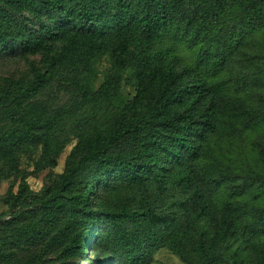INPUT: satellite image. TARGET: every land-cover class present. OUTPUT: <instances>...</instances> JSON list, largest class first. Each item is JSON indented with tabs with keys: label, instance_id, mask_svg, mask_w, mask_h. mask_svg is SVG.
Listing matches in <instances>:
<instances>
[{
	"label": "trees",
	"instance_id": "1",
	"mask_svg": "<svg viewBox=\"0 0 264 264\" xmlns=\"http://www.w3.org/2000/svg\"><path fill=\"white\" fill-rule=\"evenodd\" d=\"M25 13L40 21L38 31L16 18ZM263 26L262 0H0V56L16 48L42 56L29 77L0 87V118L8 117L0 183L16 174L11 153L39 146V167H53L77 140L41 196L20 203L29 193L20 183L15 219L19 206L40 212L0 227V264H67L88 253L93 234L117 238L126 224L132 235L113 245L124 264H153L162 249L185 264H264V201L243 198L249 186L262 191L260 175L236 184L243 175L222 146L262 120L234 91L255 85L244 57ZM182 49L192 62L181 63ZM101 60L110 69L95 88ZM60 77L78 98L50 111L36 99ZM125 85L134 90L131 108L109 121ZM127 187L160 191L154 204L97 201L101 189ZM97 241L103 246L105 235Z\"/></svg>",
	"mask_w": 264,
	"mask_h": 264
},
{
	"label": "rangeland",
	"instance_id": "2",
	"mask_svg": "<svg viewBox=\"0 0 264 264\" xmlns=\"http://www.w3.org/2000/svg\"><path fill=\"white\" fill-rule=\"evenodd\" d=\"M264 3V0H262ZM16 18L26 27L33 31H38L40 21L30 13L18 15ZM181 63L192 62L194 54L186 49L180 50ZM245 60H249V69L245 70L246 75L251 78L255 77V85L249 87L247 91H234V94L241 96L252 104L262 116L261 122L248 130L241 139H226L222 142L223 150L233 158L235 166L238 167V173H241L242 178L236 184L242 182H249V177L255 178L256 174L260 175V179L256 184L264 187V26L256 30L251 42L248 43L247 55ZM42 56L31 55L24 52L21 48H16L6 52L0 56V87L3 85L5 79H19L21 77H29L31 75V68L33 65L37 67L42 66ZM244 65L246 66V63ZM251 62V63H250ZM99 78L95 84V88L100 86L106 73L110 69V62L108 60H101L98 64ZM180 68V66L178 67ZM252 69V70H251ZM254 75V76H251ZM70 87L65 78H58L47 89L42 91L40 96L36 99L39 103L45 105L50 111H55L61 106H71L77 97V92ZM134 90L132 87L125 85L120 97L116 98L112 103V108L109 113V121L115 119L121 111L129 110L131 108V99L133 98ZM8 123L6 115L0 118V127ZM77 140L65 149L63 155L53 167L40 168L38 161L41 156V149L39 146H34L31 149L18 150L11 153L8 157V166L15 168L16 174L10 178L4 179L0 183V227L13 228L17 225L28 223L35 219L39 214V208H21V216L15 219L14 206L12 205L13 198L19 193V186L23 179H25L29 186V193L23 195L21 202L25 197L29 200L34 197H39L45 189H48L56 184L59 176L64 173L66 160L74 147ZM254 172V173H251ZM251 183V182H250ZM160 191V188L151 191L141 190L133 191L130 188H116V189H101L97 201L106 207H123L127 203L134 201H149L152 200V194ZM227 193H223L220 199H226ZM243 198H249L256 201H264V188L260 193L255 192L251 186L248 192L243 195ZM146 199V200H145ZM159 204V201H158ZM22 205V204H21ZM11 218V219H10ZM8 225V226H7ZM9 231V230H8ZM119 235L117 238L107 236L104 232L93 234V238L102 239L105 235V244L99 245V241L87 244L88 253L83 257L71 260L67 264H124V259L117 256V248L113 247L121 239H127L132 235L133 228L131 225H121L119 228ZM113 233V231H111ZM9 232H2V235H8ZM235 248L239 251H252L248 245L236 244ZM23 252L22 255H25ZM247 256V262L251 260L250 254ZM57 264H61L57 262ZM153 264H185L182 260L167 249L158 251L154 258Z\"/></svg>",
	"mask_w": 264,
	"mask_h": 264
}]
</instances>
